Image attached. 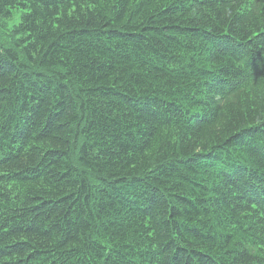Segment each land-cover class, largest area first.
<instances>
[{
	"label": "trees",
	"instance_id": "16d2710c",
	"mask_svg": "<svg viewBox=\"0 0 264 264\" xmlns=\"http://www.w3.org/2000/svg\"><path fill=\"white\" fill-rule=\"evenodd\" d=\"M0 264H264V0H0Z\"/></svg>",
	"mask_w": 264,
	"mask_h": 264
}]
</instances>
